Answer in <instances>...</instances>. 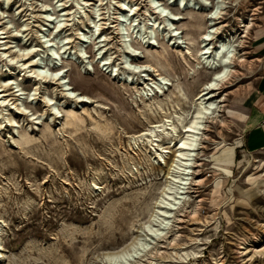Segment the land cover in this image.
<instances>
[{
	"label": "rangeland",
	"instance_id": "obj_1",
	"mask_svg": "<svg viewBox=\"0 0 264 264\" xmlns=\"http://www.w3.org/2000/svg\"><path fill=\"white\" fill-rule=\"evenodd\" d=\"M229 6L222 19L226 30L238 28V18L252 17L254 26L244 39L247 60L236 64L239 72L221 92L225 99L220 116L209 120L201 140L196 167L201 181L181 218L178 245L161 248L162 256L170 255L168 260H182L176 264H216L215 259L222 264H264V153L237 148L229 170L217 167L212 157L219 145L239 139L240 124L227 110L244 111V99L258 83L251 42L261 22L260 10L256 3L235 8V0ZM185 17L183 35L192 41L190 48L196 54L204 14L190 11ZM111 32L109 51L99 54L100 43L94 50L87 44L84 59L70 48L78 40L65 44L60 34L66 53L51 60L46 52L43 58L45 65L62 62L65 67L69 89L63 93L52 82L44 95L53 99L59 113L46 106L42 92L36 102L25 94L22 103L36 113L38 123L30 114L19 115L15 127L6 123L0 129V264H99V254L129 241L147 217V205L157 195L166 171L165 166L155 165L150 129L169 117L181 132L177 117L193 115L198 81L208 78L209 71L196 69V59L188 57L196 74H185L187 65L167 45V38L158 37L156 47L133 42L137 54H123L113 28ZM110 54L111 65H103ZM161 76L170 85L156 93L154 86ZM20 78L21 87L31 88ZM83 94L90 99L80 98ZM69 112L77 117L76 126L68 124ZM156 139L167 147L165 135ZM168 150L166 162L175 153L174 148ZM183 247L187 248L180 250ZM243 248L248 249L245 256ZM255 250L262 253L250 259ZM185 251L195 255L175 258Z\"/></svg>",
	"mask_w": 264,
	"mask_h": 264
},
{
	"label": "bare ground",
	"instance_id": "obj_2",
	"mask_svg": "<svg viewBox=\"0 0 264 264\" xmlns=\"http://www.w3.org/2000/svg\"><path fill=\"white\" fill-rule=\"evenodd\" d=\"M230 7L228 0H0V129L6 123L15 127L19 115L30 114L32 120L39 119L22 103L25 94L27 100L36 102L42 92L46 106L59 113L53 99L44 95L52 82L61 87L63 93L69 89V81L64 75L65 67L62 62L45 65L43 58L46 52H50L48 55L51 60L66 53V46H60V34L64 35L65 44L74 42V38L78 40L70 48H76L81 59L86 58L88 45L91 44L94 50L100 43L103 49L99 54L108 52L112 28L123 54H137L133 42L156 47L159 44L158 37L163 40L167 38V45L175 48L178 58L187 65L185 74H196L195 69L187 63L188 57L196 59V69L209 71L208 78L197 80L200 88L193 97V115L188 120L177 117L181 132H178L175 121L169 117L150 129L154 138L152 150L156 155L155 165L166 167L164 180L157 195L147 205L146 219L139 223L130 240L116 249L99 254V264H176L182 261L168 260L170 255L162 256L164 252L161 248L178 245L176 239L181 218L191 207L190 194L201 181L196 178L199 151L203 147L201 140L209 128V120L220 116L221 103L225 99L221 92L239 72L236 64L247 60L244 39L254 26L252 17L246 21L238 18L239 27L233 26L226 30L228 26L222 19ZM190 11L203 13L205 18V23L199 26L196 54L190 48L192 41L185 38L181 28L186 23H183L185 14ZM145 22L150 25L146 29L143 25ZM73 26L77 27L73 29ZM142 29L144 33H141ZM112 58L111 54L103 58V65H111ZM124 65L131 68L127 61H124ZM19 78L27 81L31 88L21 87ZM78 79L86 83L85 79ZM155 84L156 93L164 92L170 85L164 76L157 79ZM79 96L83 100L90 99L85 94ZM227 113L233 118L245 119L242 111L229 109ZM66 117L69 125L76 126L74 120L77 117L74 113L69 112ZM220 121L225 124L222 119ZM34 123L38 121L34 120ZM159 134L166 136L167 147L156 143ZM28 141L26 139L24 143ZM219 146L212 155L214 162L217 167L229 170L235 160V149L242 147V140L239 138ZM170 148H174L175 153L166 162L165 157ZM247 164L250 167L251 161L248 160ZM191 213L196 216L195 209H191ZM135 226L133 223L132 227ZM193 241L191 244H194ZM165 243L166 247L163 245ZM243 249L245 256L248 249ZM259 250L248 255L250 259L255 253L264 252V248L262 252ZM190 254L195 255L193 251H185L183 254L176 253L179 257L175 258L186 259ZM215 260L216 264H222L220 260Z\"/></svg>",
	"mask_w": 264,
	"mask_h": 264
},
{
	"label": "crops",
	"instance_id": "obj_3",
	"mask_svg": "<svg viewBox=\"0 0 264 264\" xmlns=\"http://www.w3.org/2000/svg\"><path fill=\"white\" fill-rule=\"evenodd\" d=\"M235 8L247 3H256L260 10V24L254 29L251 49L257 61L258 83L255 89L245 97V108L242 111L245 119H237L240 124L237 138L242 140L243 151L249 154L264 153V0H235ZM253 29V28H252ZM237 149V148H236Z\"/></svg>",
	"mask_w": 264,
	"mask_h": 264
},
{
	"label": "built area",
	"instance_id": "obj_4",
	"mask_svg": "<svg viewBox=\"0 0 264 264\" xmlns=\"http://www.w3.org/2000/svg\"><path fill=\"white\" fill-rule=\"evenodd\" d=\"M229 2L231 1V0H228Z\"/></svg>",
	"mask_w": 264,
	"mask_h": 264
}]
</instances>
